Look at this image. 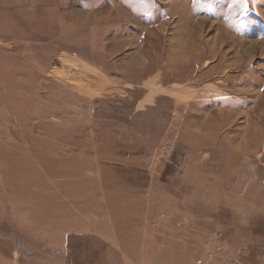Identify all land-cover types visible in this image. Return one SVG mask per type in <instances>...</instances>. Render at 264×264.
<instances>
[{
	"label": "rangeland",
	"instance_id": "rangeland-1",
	"mask_svg": "<svg viewBox=\"0 0 264 264\" xmlns=\"http://www.w3.org/2000/svg\"><path fill=\"white\" fill-rule=\"evenodd\" d=\"M0 264H264V0H0Z\"/></svg>",
	"mask_w": 264,
	"mask_h": 264
},
{
	"label": "snow or ice",
	"instance_id": "snow-or-ice-1",
	"mask_svg": "<svg viewBox=\"0 0 264 264\" xmlns=\"http://www.w3.org/2000/svg\"><path fill=\"white\" fill-rule=\"evenodd\" d=\"M246 9H247V4H246V3H243V4L241 5V11H240V15H241V16H244V15H245V11H246Z\"/></svg>",
	"mask_w": 264,
	"mask_h": 264
}]
</instances>
